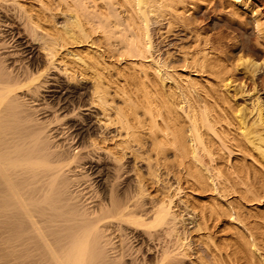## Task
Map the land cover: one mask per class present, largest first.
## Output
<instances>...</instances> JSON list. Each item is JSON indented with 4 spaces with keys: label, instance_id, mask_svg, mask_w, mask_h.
<instances>
[{
    "label": "bare ground",
    "instance_id": "1",
    "mask_svg": "<svg viewBox=\"0 0 264 264\" xmlns=\"http://www.w3.org/2000/svg\"><path fill=\"white\" fill-rule=\"evenodd\" d=\"M0 1H3L2 8L16 12V18L21 20L26 38L31 43L30 58L26 63L21 62L19 67L9 63L7 55L0 52V214L2 212L4 220L2 226L3 223L10 224L12 235L23 240L19 242L12 238L13 244L24 243L21 246L25 259L40 257V264L195 262L186 263L184 259L187 248L177 227V217L171 213V203L152 201L150 208L145 207L142 197L147 188L138 172L136 178L120 179L122 158L101 143L91 140L87 143L91 126L85 123L82 110L75 113L73 122L70 121L77 148L86 142V146L92 147L87 152L89 155L92 151L104 149L107 152L99 153L115 165V172L114 178L104 184L106 195L95 206H85L73 193L70 186L79 177L68 175V171L73 165L80 166L81 158L77 152L60 149L55 144L47 129L49 124L35 116V106L28 101H36L49 81L48 74L40 69L39 59L44 57L42 59L51 65L50 69H58L55 73L59 76L56 80L59 86L72 89L71 86L76 85L73 81L77 80L81 86L92 89L87 93L88 101L100 107L101 111L94 109L96 115L100 112L110 119L108 97L113 86L117 95H123L124 104L116 108L114 119L125 130L124 142L150 140L158 157L172 150L185 180L203 192L217 191L210 182V175L198 165V151L201 150L214 163L213 174L220 179L222 188L219 196L232 187L230 180L234 187H239L240 197L235 198L236 202H223L215 195L186 200L187 206L195 212L197 230L209 229L210 222L213 227L219 226L217 232L203 235L202 242L209 256L200 257L196 264H264V256L258 254L261 251L264 255V210H248L243 228H232L231 223L232 215L241 216L247 203L264 199V128L261 131V128L247 127L243 114L229 100L225 88L234 61L213 54L206 44L199 45L200 48L191 50L185 61L206 76L201 82L188 78L181 86V80L175 79L174 85L167 84L160 77L159 70L152 71L142 60L138 64L131 60L146 58L151 48L149 13L170 15L173 21L182 20L191 0H57L55 10L64 15L62 22L58 20L60 24L55 19L58 13L46 19L48 14L44 10L49 12L52 9L51 0L46 1L48 3L39 0V9L21 0ZM239 2V6L237 3L232 5L234 12H238L239 7L249 9V0ZM115 5L126 13V21L122 18L125 28L120 30L116 28L118 19L116 30H113L110 16L103 13L105 8ZM251 12V22L258 39H261L264 37V23L258 17V11ZM100 30L109 41L120 32L116 38L125 65L118 64L113 68L99 54L91 52H75L76 60L72 59L71 63L59 58L61 49L88 42ZM246 63L252 64L250 60ZM179 86L187 93L189 110L186 115L180 110ZM81 90L76 88L85 95L86 91ZM78 108L81 105L70 110ZM59 118L60 115L56 117ZM260 119L263 121L262 115ZM234 150L242 155L232 160ZM111 225L120 230L131 229L149 240L157 239L159 243L155 246L161 248L152 259L139 261L112 257L108 248L110 240L105 234ZM9 243H5L6 247Z\"/></svg>",
    "mask_w": 264,
    "mask_h": 264
},
{
    "label": "rangeland",
    "instance_id": "2",
    "mask_svg": "<svg viewBox=\"0 0 264 264\" xmlns=\"http://www.w3.org/2000/svg\"><path fill=\"white\" fill-rule=\"evenodd\" d=\"M21 1H25L24 3L26 4L31 3L29 5H32L33 8L36 7L35 9L41 7L39 0ZM51 1V12L49 11V13L48 10H44L45 14L49 15L46 14V19L52 17L50 16L51 14L58 13L55 19L57 18L56 22L60 24L59 21L62 22L64 15L55 10V8L57 9V0ZM239 1L245 0H191L188 2L189 10L185 13L184 19L176 21H173L170 15L164 17L155 12L149 13L151 48L146 58H131V60L134 64H138L142 60L145 66L151 67L152 71L159 70L160 77L167 84L174 85L176 84L174 80L177 79V81H182L181 83L183 84H180L182 86L185 85L188 78L201 82V79L206 74L203 75L195 71L189 61H185V57L192 52L191 50H195V47L197 49V47L200 48L206 44V47L210 48L213 54L221 55L229 62L233 63L234 61V64L230 66L229 84L225 88L226 93L230 102L238 109V112L243 114L241 116L247 127L255 130L256 128L258 130L261 128L262 131L264 128V37L258 39L254 25L251 22L253 15L251 14V10L258 11V17L264 23V0H249V9L237 8L242 17L240 14L237 15L238 12H234L235 7H232L234 3H237V6H239ZM2 2L0 1V52L4 54L3 56L7 55L9 63H13L12 65L15 64L14 66L19 67L22 63H26L29 60L31 43L26 38L21 20L16 18V12L10 10V8L7 10L4 7L2 8ZM55 5L56 7H54ZM98 10L100 11V9ZM121 11L122 9L118 5L107 7L103 11L104 14L108 13L110 16L112 21L110 26L113 30L125 28L126 13L124 10V13ZM116 20L120 24L119 22L117 24ZM119 35L120 32L119 34L115 33V38L113 37L109 41L102 36L100 30L94 33L88 42L69 45L67 46L68 48L61 49L59 58L67 60V63H71L70 61H73L72 59L76 57L74 55L75 52H91V54H99L113 68L117 67L118 64L123 66L126 63L123 58L124 56L121 54L122 49L118 44V38H116ZM38 44L36 42V45ZM41 52L44 54V50H41ZM42 58L44 59V57H40L41 60L39 59L40 69L48 74L46 76L49 78V81L44 84L45 88H42L39 96L35 98L36 101L32 102L29 96L27 98L30 100L26 97L25 100L27 99L30 105L35 106V116L49 124L47 129L49 134L53 135L55 144L60 149H66L70 152L74 151V153L77 152L79 158H81V165L78 167L73 165L70 167L72 170L68 171V175L79 177V180H74L70 187L73 193L78 196L77 198L80 202L84 205L86 204L89 208L90 206H95L94 204L98 203L106 195V185L104 184L106 182L109 183L114 178L113 173L115 172V165L110 163L106 156L99 153L107 152L104 149H100L98 152L92 151L89 155L87 152L92 150V147L86 146V142L77 148V139L74 140L70 123L75 120V113L77 114L79 110H82L83 115L85 114L83 118L85 123L91 126L90 136H87V143L89 144L91 141L101 143L107 150L115 151L122 158L123 167L119 169V173L122 175L120 179L129 180V177L132 176L136 178L138 172V175L143 180V184L147 188L146 194L142 197V201L146 203L145 207L150 208L152 201L171 203V213L177 217V227L186 244L187 256L184 257L186 263L191 260L199 262L200 257L207 258L209 251L202 242L204 240H202L204 238L203 235L211 231L217 232L219 226L213 227V222H210L209 229L197 230V222L195 223L194 220L195 212L187 206L186 200H192V198L206 199V196H219L222 192L220 179L213 174L215 171L213 167L214 163L210 161V157L203 151H198V165L202 166V169L210 175V182L215 186L217 191L203 192V190L196 188L192 182L185 180L186 176L180 171L181 169L175 161L172 150L158 157L150 144V140L141 143L132 141L130 144L124 142L125 130L121 129L120 123H117V120L114 119L116 108L124 104V98L123 95L115 93L114 86L110 89L111 94L108 97L110 119H106L100 112L96 115L94 109L100 110V107L92 105L88 101L87 93L92 89L89 90L88 87L81 86L77 80L73 81L76 85L71 86L72 89L64 85L59 86L56 83L59 76L55 73L58 69H50L51 65L46 63V60ZM247 60H250L252 64H247ZM56 63L59 64L60 62ZM62 64L60 63L59 65ZM178 75L180 78H178ZM90 82L88 81V83ZM181 86H179L177 94L182 101L180 102V110L186 115L189 110V102L186 96L187 93H185ZM77 87L80 90L82 89L81 92L85 90V95L77 92ZM77 90L79 91V89ZM78 105H81V108L75 111L70 110V108L72 109ZM58 115H60V118L56 119ZM260 115H262L263 121H261ZM260 122L263 124L261 125ZM241 155L242 153L234 150L231 154V159H237V156ZM94 165L95 167L92 168ZM229 184L232 185L231 189L228 188V190H225L224 195L221 194L219 196L223 202H234L235 198L240 197L239 187H234V183L231 180ZM246 205L247 208L244 209L241 216L232 215V228H243V225L246 224L244 220L249 216L248 210H256V208L264 210V199L255 200ZM1 215L2 212L0 214V219H2L0 221V226L2 227H0V264H40V257L25 259L22 256L24 248L21 245L24 243L22 242L19 245L14 242L13 244V237L15 235H12L10 224L3 223L2 226L4 220ZM4 224L6 225L4 226ZM9 233L11 234L10 236L8 235ZM105 234L110 240V244L108 245L109 255L118 257V259L122 257L124 260L137 259L141 261L143 258L152 259L156 255L158 248H161L160 246H155L156 243H159V240H155L154 238L149 240V237L145 238L131 229L120 230L118 227L111 225ZM17 239L19 241V236L15 237L14 241ZM20 241L23 240L20 239ZM5 243H9L10 245L6 247L7 244ZM23 252L26 253L25 251ZM260 252L258 254L264 256ZM195 262L193 264H196Z\"/></svg>",
    "mask_w": 264,
    "mask_h": 264
}]
</instances>
